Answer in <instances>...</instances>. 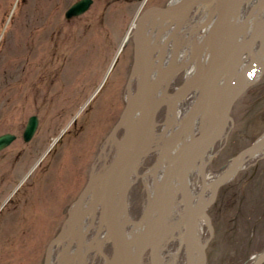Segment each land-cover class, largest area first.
I'll return each instance as SVG.
<instances>
[{
    "label": "rangeland",
    "instance_id": "1",
    "mask_svg": "<svg viewBox=\"0 0 264 264\" xmlns=\"http://www.w3.org/2000/svg\"><path fill=\"white\" fill-rule=\"evenodd\" d=\"M75 1L0 0V134L21 132L29 116H40L38 129L27 144L19 136L0 152V264H44L49 241L63 225L94 165L98 162L101 171L113 157L114 150L109 146L103 151V147L124 104L133 68V41L127 39L118 65L106 77L110 63L103 66L100 57L115 56L141 5L138 0H93L88 11L68 20L65 12ZM168 1L147 0L143 9ZM53 54H70L78 60L76 64H85L80 66V79L87 83V95L101 81L105 82L103 94L113 80L117 92L100 98L93 112H88V105L79 115L83 100L77 101L74 95L54 96L47 102L48 96L63 90L59 71L54 73V85L48 84ZM72 66L65 67V86V73L72 72ZM95 66L96 71H91ZM76 114L77 124H71ZM232 116L225 135L203 162L205 176L192 173V187L203 189L210 183L204 189L206 194L216 176L264 133V72L236 101ZM63 130L64 135L47 152ZM154 157L141 164L138 172L146 171ZM20 182L23 185L12 195ZM145 183L139 179L129 195L128 213L134 219L147 205ZM207 212L213 226L211 236L209 220L201 219L202 240H209L207 264H254L259 260L264 254V150L220 187ZM182 233L183 228L176 230L162 248L165 264H186L184 249L179 250ZM61 250L62 245L55 257ZM106 251L112 254L110 245ZM169 251L174 257L166 255ZM88 257L89 264L104 261L101 254Z\"/></svg>",
    "mask_w": 264,
    "mask_h": 264
},
{
    "label": "water",
    "instance_id": "2",
    "mask_svg": "<svg viewBox=\"0 0 264 264\" xmlns=\"http://www.w3.org/2000/svg\"><path fill=\"white\" fill-rule=\"evenodd\" d=\"M217 1L220 4L218 10L199 28L205 33L197 52L181 65L176 64L180 46H175L170 62L165 68H160L164 55L159 54L160 40H175L183 23L195 11L198 12L197 9L203 0H170L166 5H151L135 20L129 35L134 43L131 78H137L136 85L129 93L126 105L106 140L107 144L110 141L114 143L115 154L102 173L92 175L88 180L74 203V213L69 215L61 230L49 242L45 264H53L54 250L66 236H69L70 243L76 241V247L60 264H73L77 256L78 264H86V256L94 249V241L104 224L108 230L106 237L113 241L115 251L109 264H146L147 256L151 264H162L160 252L170 236L179 228L184 229L182 242L187 264L208 263L209 240L204 242L199 237L198 222L206 216L212 236L213 226L207 212L209 205L215 201L220 187L236 174L248 159L258 156L264 150L263 133L252 144L242 149L234 159L236 161L215 178L209 197L201 209L197 208L190 183L191 171L197 163L204 161L225 135L233 117L232 111L236 101L257 81L258 70L261 69L260 75L264 71V14L250 32L240 35L234 32L233 27L237 1ZM92 2L93 0H77L67 9L66 17L71 18L86 12ZM257 6L263 11L264 0L253 8ZM253 8L247 18L251 16ZM163 22H167L169 26L173 24L174 27L165 37L163 35L167 30L156 31L158 24ZM258 42L259 49L256 52ZM249 53H252V57L248 60L246 55ZM197 60L199 65L193 75L175 88L178 75L188 70ZM193 92H196V95L190 101L183 120L177 125L176 133L164 140L172 127L171 113L176 116L178 105ZM163 107H166L165 120L160 123L158 114ZM197 120H200L202 125L195 131ZM38 123L36 114L29 117L23 132L24 140L33 137ZM160 125L162 129L158 130ZM121 129L123 133L120 135ZM15 138L16 135L10 132L0 134V151ZM153 153L157 154L154 168L164 165L162 181L149 198L144 213L133 222L135 227L140 228L138 234L133 231L132 240H128L119 219L122 209L114 203V185L120 182V186H124V206L132 185L128 174L138 167L145 157ZM176 178L179 180L177 194L181 195L185 215L178 225H172L169 222L171 202L168 191ZM96 183H99L100 190L92 203L82 211L80 208L87 193ZM98 202L102 205L99 229L90 244L84 247L86 234L93 227L94 221L92 220L84 231L82 217ZM263 261L264 254L254 264H261Z\"/></svg>",
    "mask_w": 264,
    "mask_h": 264
},
{
    "label": "bare ground",
    "instance_id": "3",
    "mask_svg": "<svg viewBox=\"0 0 264 264\" xmlns=\"http://www.w3.org/2000/svg\"><path fill=\"white\" fill-rule=\"evenodd\" d=\"M146 1L147 0L138 1V3L141 5L139 11L143 9V6L146 3ZM236 1H237V3H236L237 6H236V10L234 12V20H233L234 26L233 27H234V32L239 33L241 35L243 33L250 32L251 28L259 20V18L262 16L264 11L259 9V6L253 8V6H255V4H259V2L261 0H255L254 2L252 1L249 5L245 4L247 2V0H236ZM219 6H220V4L217 0L216 1L215 0H203V2L200 5L199 13L191 15L189 17V19L185 23H183L182 27L179 29L180 32H178L179 33L178 37H176L175 40L172 39L171 41H167V40H165V38H161L159 54L160 55L164 54L163 55L164 60L161 58V66H160L161 69L165 68V66L168 64L171 55L174 53V50H175L174 46L175 45L180 46L179 51L181 52L180 53L181 56L178 60L179 65L185 63L196 52V50H197V48L201 42V39H202L201 36L197 35V32L200 30L199 28L204 22H206L210 18H212V16L218 10ZM251 8H253L252 14L250 17L247 18V15H248L249 11L251 10ZM139 11H138L137 15L135 16L132 24L130 25V27L127 31V34L125 35L124 39L122 40V42L118 48V51L115 54V59L113 60L112 64L115 63L116 58L120 57V52L122 51L123 46L126 43V40H127L129 33H130V29L133 26L135 20L141 14ZM173 28H174L173 24H171L169 26L167 22L160 23L157 26V29H159V30H162V29L167 30L166 32H164L165 34L163 36L168 35V33H170L173 30ZM192 38H194V39L192 40ZM250 56L251 55L247 56L248 60H249ZM110 69H111V67L108 69V71L105 72L104 76H106L109 73ZM194 70H196V68H194ZM134 84H135V82L131 83V85H133V86H134ZM177 128L178 127L174 126L173 129L169 131L166 138L173 136L176 133ZM209 156H207L206 158H208ZM206 158H205V160H206ZM99 161H101V160H99ZM235 161L233 160V162H235ZM233 162H231L229 165H231ZM163 168H164V165L161 164L159 166V168L152 169L150 171V173L148 172L149 174L146 173L144 175H141L140 172L137 171V169H132L130 171V173L128 174V179L131 182H134L135 179H138V177L143 176L146 179V181L151 180L149 182V187H148L149 188V197H151V195L154 191L153 189L155 188L154 183H156V186H157L162 181L161 177H162ZM205 168H206V164L198 163L192 173L194 175H196L198 178H202L205 176ZM99 169H100L99 163L95 164L93 171H92V175H94V176L97 175L99 173ZM133 177H135V178H133ZM209 184L210 183H208V182L205 183V186L203 187V189L201 187L198 189V188L191 186L193 193L195 194L196 197H198L197 198L198 201L196 202V205L198 206L197 208H199V209L202 208L204 202L206 201V199L209 195V194H206V192H204V188L206 187V185L208 186ZM98 185L99 184L96 183L91 188L94 191H96V190L99 191L100 189H98ZM120 185H121L120 182L114 185L113 198H114V201L116 202L117 206L121 207L123 215H124L123 218L125 220L129 216H128L127 212L125 211V208H127L126 203L123 206L124 190H123V188H121ZM169 191H171L170 192L171 193L170 194V196H171L170 202L172 204L171 205V212L173 213L171 224L178 225L182 216H183L182 213L179 212V209H181L180 202L178 201V199L174 195V193H175L174 188L172 190H169ZM94 196H95V194L92 193L90 195V197H88L86 199L85 203L80 208L82 211H84L86 206H88L90 204L91 199H93ZM128 200H129V196H127V203H128ZM121 204H122V206H121ZM97 208H99L98 204L94 205L92 210H90V209L88 210L90 212L89 218L93 219L95 217V213L97 211ZM86 218H88V216L83 218V222H85L84 219H86ZM95 218H94V220H95ZM84 225H85V223H84ZM83 230L85 231V227H83ZM202 230H204V224L201 221L198 224V235H199V237H201ZM101 235H103V236L100 237V240L97 241L96 243H94V246H95L94 251H96V255L99 254L100 248L104 247L106 242H107V237H106L107 232L103 231V234H101ZM178 238L181 239V237H178ZM68 239H69V236H66V238L64 239V241L61 244L62 250L59 252L58 257H55L57 262H59V261L62 262L65 258L69 257V255L72 254L75 250L76 242L74 241L75 243L70 245L68 248ZM168 255L172 256L173 252L169 251ZM174 255H175V253H174ZM174 255H173V257H174ZM78 257L79 256H77V258L75 259L73 264H78V260H77ZM53 260H55L54 255H53L52 261ZM163 260L165 262L166 258L165 259L163 258ZM172 260H173V258L171 259V261Z\"/></svg>",
    "mask_w": 264,
    "mask_h": 264
},
{
    "label": "flooded vegetation",
    "instance_id": "4",
    "mask_svg": "<svg viewBox=\"0 0 264 264\" xmlns=\"http://www.w3.org/2000/svg\"><path fill=\"white\" fill-rule=\"evenodd\" d=\"M138 1H140V0H138ZM73 18V17H72ZM68 20H71V18L70 19H68ZM57 32V31H56ZM56 32L54 31L53 33H52V35H55L56 34ZM70 54H53V60H51V66H48V69L50 70V73H49V78H48V84H49V86H50V83H51V86L52 85H54L53 83L55 82V75H54V73L55 74H57V72L59 71V75H58V78H59V86H61L62 88H63V90H61V91H59V93L57 94V95H50V96H48L47 97V102H50V98H55L54 96H65V97H70L71 95H74L75 96V99L77 100V101H79L80 102V100H83V102L81 103V105L79 106L80 108H79V113H78V115L84 110V108L86 107V106H88V105H91V108H89L88 109V112H93L94 110H93V107H94V105H95V103L97 104V105H99V99L100 98H102L103 96H105V95H107L108 93H110V94H112V96H113V92H114V90H115V93L117 92V89H116V86L115 85H113V82H115L114 80H113V82L111 83V85L109 86V88L107 89V91L103 94L101 91H102V89H103V87L105 86V82H100L98 85H95L96 83H94V90H92V92L91 93H89L88 95L86 94V89L88 88L87 87V83H86V81L84 82V80L83 81H81V79H80V76H81V68H80V66L81 65H83L84 63H78V64H76L77 63V61H76V59L75 58H72L71 57V59H70ZM101 58V64H104L103 66H105V64L106 63H110L109 64V66L107 67V70L106 71H108V69L112 66V62H113V60L115 59V56L112 58V59H109V57H107L106 55L104 56V57H100ZM134 60V59H133ZM67 64H73V68H72V72H71V70H69V72L67 73H65L66 75H67V80H68V83H66V86L64 85V78H63V74H64V70H65V67H66V65ZM85 65V64H84ZM118 65V58L116 59V61H115V63H114V65L112 66V69H114V67H116ZM121 65V64H120ZM98 68H99V66H98ZM91 71H96V66L95 67H92L91 68ZM51 74H53V77H51ZM106 77V76H105ZM85 78V77H84ZM53 79V80H52ZM65 86V87H64ZM66 87H67V89H66ZM87 87V88H86ZM122 87V88H121ZM120 88H121V90L124 88L123 86H120ZM125 89H126V95H125V99L123 98V101H124V104H123V106H122V110H123V108L125 107V105H126V102H127V97H128V95H129V93H130V73H129V79H128V83H126V86H125ZM125 89H123V91H125ZM69 90V91H68ZM102 93V94H101ZM70 95V96H69ZM99 95V96H98ZM96 99H98V100H96ZM65 105V104H64ZM66 106V105H65ZM122 110H121V112H122ZM121 112L119 113V115H118V117H117V119H116V121L119 119V116H120V114H121ZM36 114V113H35ZM32 115H34V114H32ZM37 116H38V120H39V123H40V116L38 115V114H36ZM78 115L76 114L75 116H74V118H73V120L71 121L72 123L71 124H73V123H76L77 122V118H78ZM30 117V116H29ZM29 117H28V119H29ZM28 119H27V121H26V124H27V122H28ZM116 121L113 123V125L116 123ZM39 123H38V126H39ZM26 124H25V126H26ZM77 124V123H76ZM113 125H112V127H113ZM25 126L23 127V130L21 131V132H12V133H14L15 135H16V138L11 142V144L15 141V140H17L18 138H19V136H21V138L23 139V141L24 142H26V144H27V142H29L30 140H24V137H23V132H24V129H25ZM69 127V126H68ZM112 127H111V129H112ZM111 129L109 130V132L111 131ZM11 132V131H10ZM66 132V131H65ZM123 133V130L121 129L120 130V134H122ZM20 134V135H19ZM109 134V133H108ZM10 144V145H11ZM113 150H114V148H115V145L112 143V144H110L109 145ZM7 148V147H6ZM5 149V148H4ZM3 149V150H4ZM2 150V151H3ZM1 152V151H0ZM21 155H19V156H17L16 158L17 159H19V157H20ZM34 170V168L31 170V171H33ZM29 175V174H28ZM89 180V179H88ZM87 180V181H88ZM87 183V182H86ZM23 184L20 182V184L15 188V190L13 191V194L12 195H14L16 192H18V190L20 189V187L22 186ZM86 185V184H85ZM85 185H84V187H85ZM84 187H83V189H84ZM82 189V190H83ZM81 190V191H82ZM81 191H80V193H81ZM79 193V194H80ZM12 197V196H11ZM11 198H9V199H7L6 201H5V203L6 202H8L9 200H10ZM72 209V205H71V207H70V209L67 211V216H66V218H68L69 217V215H70V213H71V210ZM66 220V219H65ZM65 222V221H64Z\"/></svg>",
    "mask_w": 264,
    "mask_h": 264
}]
</instances>
